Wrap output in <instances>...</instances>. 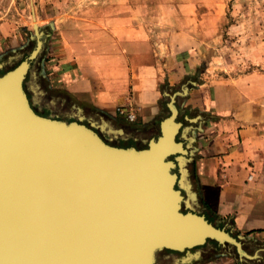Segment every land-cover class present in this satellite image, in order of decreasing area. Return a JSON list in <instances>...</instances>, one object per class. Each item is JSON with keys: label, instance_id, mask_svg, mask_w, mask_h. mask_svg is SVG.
<instances>
[{"label": "water", "instance_id": "95a60500", "mask_svg": "<svg viewBox=\"0 0 264 264\" xmlns=\"http://www.w3.org/2000/svg\"><path fill=\"white\" fill-rule=\"evenodd\" d=\"M35 31L30 54L0 74V264H163V250L167 264H190L212 241L256 258L196 204L194 138L184 139L177 105L188 86L166 93L169 113L144 146L108 142L93 123L34 107L26 79L44 47Z\"/></svg>", "mask_w": 264, "mask_h": 264}, {"label": "crops", "instance_id": "0c3cea01", "mask_svg": "<svg viewBox=\"0 0 264 264\" xmlns=\"http://www.w3.org/2000/svg\"><path fill=\"white\" fill-rule=\"evenodd\" d=\"M97 5L96 14L81 17L76 42L60 51L68 58L58 64L61 80L81 106L77 117L86 116L108 142L129 146L126 140L159 129L168 115L162 84L171 91L188 86L177 105L190 128L184 139L194 138L188 167L198 209L257 254L236 264H264V74H216L202 33L206 19H120L119 0ZM195 75L198 82L187 80ZM119 106L134 109L137 118L119 114ZM232 257L203 255L192 264H235Z\"/></svg>", "mask_w": 264, "mask_h": 264}, {"label": "rangeland", "instance_id": "374dc122", "mask_svg": "<svg viewBox=\"0 0 264 264\" xmlns=\"http://www.w3.org/2000/svg\"><path fill=\"white\" fill-rule=\"evenodd\" d=\"M109 2L104 0V6ZM97 4H101V0H0V64H3L0 74L17 66L36 46L35 23L42 34L43 50L32 62V72L26 79L34 107L40 114L66 120L83 116L78 113L81 106L71 98L61 80L58 64L62 65L68 59L65 52L60 54L63 46L79 38L81 17L90 11L96 14L101 10ZM107 10L111 11L110 4ZM119 11L120 19H159V15L163 19H188L189 15L194 19H206L202 33L208 42L216 74L226 78L251 72L264 74V0H119ZM190 77L199 80L198 75L189 76L187 80ZM172 89L170 85L162 84V104L169 101L164 92L173 93ZM121 115L127 117V114ZM83 118L88 122L86 116ZM157 133L158 129L147 131L141 139L126 140V143L144 146V137ZM212 244L217 248H205L204 258L229 254L235 264L240 261L238 256L234 257L232 246L220 249L215 241ZM170 254L169 250L160 251L159 261L169 263Z\"/></svg>", "mask_w": 264, "mask_h": 264}, {"label": "built area", "instance_id": "2783aa9c", "mask_svg": "<svg viewBox=\"0 0 264 264\" xmlns=\"http://www.w3.org/2000/svg\"><path fill=\"white\" fill-rule=\"evenodd\" d=\"M118 111H119L121 114H127V118H128L130 121H134L135 118H136L135 111H131L130 109H126L125 107L123 108V106H120V107L118 108Z\"/></svg>", "mask_w": 264, "mask_h": 264}]
</instances>
